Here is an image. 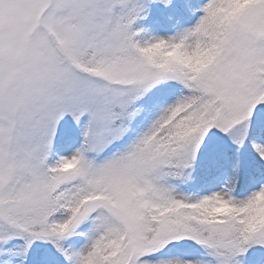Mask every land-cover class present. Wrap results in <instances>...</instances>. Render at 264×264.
<instances>
[{"label": "snow or ice", "instance_id": "snow-or-ice-1", "mask_svg": "<svg viewBox=\"0 0 264 264\" xmlns=\"http://www.w3.org/2000/svg\"><path fill=\"white\" fill-rule=\"evenodd\" d=\"M172 5L0 0V264H264V0Z\"/></svg>", "mask_w": 264, "mask_h": 264}, {"label": "trees", "instance_id": "trees-1", "mask_svg": "<svg viewBox=\"0 0 264 264\" xmlns=\"http://www.w3.org/2000/svg\"><path fill=\"white\" fill-rule=\"evenodd\" d=\"M176 2H177V6L179 7L178 10H179L180 14L182 15V17H185L186 19H189L188 17L184 16L183 10L188 9L187 5H189V4L193 5V3L195 1H193V0H176ZM178 10H177V8H175V12H177ZM169 11H170V9H168L166 12H163V13L161 12L160 19L162 20L163 23H167V24L171 25L172 23H174L176 20H179L180 18H178V14H175L174 17L171 16ZM170 16H171V19H169V21H168V18ZM157 19H159V18H157ZM154 22H155V20H153V21L151 20L149 24L153 25Z\"/></svg>", "mask_w": 264, "mask_h": 264}, {"label": "rangeland", "instance_id": "rangeland-1", "mask_svg": "<svg viewBox=\"0 0 264 264\" xmlns=\"http://www.w3.org/2000/svg\"><path fill=\"white\" fill-rule=\"evenodd\" d=\"M193 1H195V0H193ZM193 5H194V3H193ZM175 8H177V10H178L179 7L177 6V2H176V0H173L172 8H170V11H169L170 15L174 17L175 14H178V18H180L179 20H180L181 23L189 22V20H188V21L181 20L182 15L180 14L179 10H178L177 12H175ZM182 10H183V9H182ZM183 12H184V16L188 17V9L183 10ZM162 13H163V12H162ZM160 15H161V12L158 11V10H156V9H154V10H153V15H152V17H150V19H149V21H148L147 23H150L151 20H154V19L160 18ZM171 16H170V17H171ZM180 16H181V17H180ZM184 18H185V17H184ZM188 18H189V17H188ZM185 19H186V18H185ZM168 21H169V18H168ZM151 26H152L153 28L160 29V30H163V29L167 28V26H166V25H165V26L162 25L161 22H158V23L156 22L155 25H151Z\"/></svg>", "mask_w": 264, "mask_h": 264}]
</instances>
